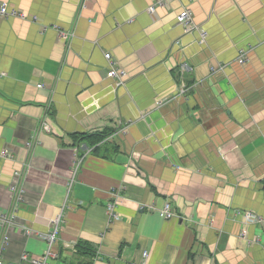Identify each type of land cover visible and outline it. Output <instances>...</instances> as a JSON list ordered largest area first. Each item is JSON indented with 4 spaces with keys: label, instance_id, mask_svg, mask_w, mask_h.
Masks as SVG:
<instances>
[{
    "label": "crops",
    "instance_id": "1",
    "mask_svg": "<svg viewBox=\"0 0 264 264\" xmlns=\"http://www.w3.org/2000/svg\"><path fill=\"white\" fill-rule=\"evenodd\" d=\"M155 1L0 0L26 15L0 17V214L25 189L5 260L60 218L51 264H264V0Z\"/></svg>",
    "mask_w": 264,
    "mask_h": 264
},
{
    "label": "built area",
    "instance_id": "2",
    "mask_svg": "<svg viewBox=\"0 0 264 264\" xmlns=\"http://www.w3.org/2000/svg\"><path fill=\"white\" fill-rule=\"evenodd\" d=\"M170 1V0H159V3L162 4L163 6L166 5V3ZM86 3V0H84V4ZM160 4H158L159 6H161ZM154 5V4H153ZM153 5H151L148 8V11L150 12H154V7ZM15 14H19L21 16H26L25 13H23L22 11H19L17 9H11L9 8L8 4L6 2H1L0 3V17H8L9 15H15ZM193 11L186 7L184 8L179 14H177L176 20L177 23L179 25H182L185 29L186 32H193V31H197L199 33V39L200 42H204L206 37H207V31L201 27L197 22H193ZM59 34L60 36L65 39V40H69L72 35H73V31L72 30H64V29H59ZM246 50H241V61H244V59L246 58ZM106 57L107 60L109 61V68H108V72L106 73V75L109 78L114 79L115 77H117L118 79H123L124 77L126 78V71L124 69H122L121 67H119L116 63V61L114 60L113 56L111 53L107 52L106 53ZM117 71L119 72L118 74ZM122 81V80H120ZM119 81V82H120ZM116 82V81H115ZM117 85V83H115ZM42 83H39L38 86H42ZM186 88L188 89V86L186 83H182L181 85V89L180 92H185ZM162 100H160L158 102V104H161ZM124 131H126V128L124 129ZM32 143V142H29ZM2 156H6V151L2 152ZM77 161L75 163V172L79 169L80 165H81V158H76ZM23 177H24V173L22 172H18L15 174V176L13 177V181L11 182L9 188L13 193V204L11 205V207L5 211L2 212L0 214V222H1V231H0V264H41V262H45V264H47V262L45 260H39V259H35V258H30L28 254H25L23 261H19L15 260V261H6L4 256H3V251L6 248L7 244L9 243V231L10 229L15 225L16 223V213L18 211L19 208V203L20 201L23 199V194H24V186H23ZM116 205L117 202L110 199L107 204V213L109 215V218L111 220L114 219L115 215L118 214L116 211ZM161 215H163L165 218H172L173 216H175V212L172 209V205L170 203V201H165L163 207L161 208ZM245 217L248 221H253V222H262L263 219L261 217H257L254 215V213H250L247 212L245 214ZM55 222H57V225L54 229V234H57L58 232V228H59V224H60V218L57 219ZM27 233H30L31 230H26ZM53 232H51V234L49 235V238L52 239V234ZM246 234V230L243 231V235ZM35 260L37 262H35Z\"/></svg>",
    "mask_w": 264,
    "mask_h": 264
},
{
    "label": "rangeland",
    "instance_id": "3",
    "mask_svg": "<svg viewBox=\"0 0 264 264\" xmlns=\"http://www.w3.org/2000/svg\"><path fill=\"white\" fill-rule=\"evenodd\" d=\"M171 1V0H170ZM170 1L169 2H167L166 3V5H164V6H169V4L168 3H170ZM158 4H160L159 3V0H157V1H155V3H154V5H153V9H154V12L152 11V12H150V11H148L151 15L152 14H154L156 11H157V8L156 7H158L159 5ZM161 6H159V7H164L162 4H160ZM149 8V7H148ZM156 14V13H155ZM193 22H196L195 21V19L193 18ZM107 53V52H106ZM106 53H105V57H106ZM110 53V52H109ZM246 53V58L244 59V61H241V55L242 54H240L239 55V58H238V61L239 62H246L249 58H248V55H247V52H245ZM107 58V57H106ZM109 68V67H108ZM108 68H107V70H106V73L108 72ZM123 69V68H122ZM119 72L117 71V73L116 74H118ZM120 80H122V81H120ZM116 81V82H115ZM120 81V82H119ZM125 82V77L123 78V79H118L117 77H115L114 78V83H117V85H121V84H123ZM188 86V85H187ZM186 92V91H185ZM181 93V92H180ZM182 93H184V92H182ZM158 102L159 101H157V104H158ZM10 189V188H9ZM121 218V216H120V214L118 213V214H116L115 215V217H114V219H120ZM1 221V220H0ZM56 225H57V222H55L54 223V229H55V227H56ZM24 229H25V232H26V230H31V229H28V228H25L24 227ZM54 229L52 230V232L54 231ZM27 233V232H26ZM34 233L37 235V236H39V237H42V238H44L45 240H46V242H47V244H48V247L44 250V252L41 254V255H39V256H36V255H33V254H30L29 252H27V251H25V252H23V253H21L20 255H19V257L16 259V260H18L19 259V261H23V260H25L24 259V256H25V254H28L29 255V257L30 258H35V259H39V260H45L46 262H47V264H51V262H50V259L53 257V256H55L56 255V253H54V250H53V248H54V244H55V242H56V240H57V235L56 234H54V232H53V234H52V239H50L49 238V235L51 234V233H41V232H38V231H34ZM29 234V233H28ZM5 250V249H4ZM4 252V251H3ZM148 255H149V253L147 252V251H144L143 252V256L145 257V258H147L148 257ZM7 261V260H6ZM15 261V260H14ZM35 262H37L36 260H35ZM41 264H45V262H41Z\"/></svg>",
    "mask_w": 264,
    "mask_h": 264
},
{
    "label": "trees",
    "instance_id": "4",
    "mask_svg": "<svg viewBox=\"0 0 264 264\" xmlns=\"http://www.w3.org/2000/svg\"><path fill=\"white\" fill-rule=\"evenodd\" d=\"M84 136H87V135H84ZM92 137H94V136H92ZM86 138H91V136L90 135H88ZM78 246H79V244L77 243L76 244V249L78 248ZM78 250V249H77ZM84 251H88V249L87 250H84ZM83 264H91V263H89V262H85V263H83Z\"/></svg>",
    "mask_w": 264,
    "mask_h": 264
}]
</instances>
